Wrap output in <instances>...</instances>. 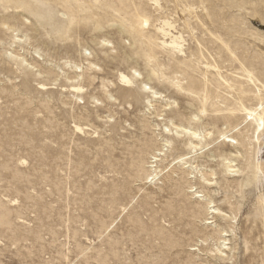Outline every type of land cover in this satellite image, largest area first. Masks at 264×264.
<instances>
[{
	"label": "rangeland",
	"instance_id": "rangeland-1",
	"mask_svg": "<svg viewBox=\"0 0 264 264\" xmlns=\"http://www.w3.org/2000/svg\"><path fill=\"white\" fill-rule=\"evenodd\" d=\"M159 2L136 0L150 17L139 36L111 14L64 37L0 2V264H264V183L248 178L256 119L206 122L181 87L201 68L184 71L157 32L171 21L203 61L220 59V35L264 79V0ZM250 90L247 107L264 112ZM259 144L264 166V132Z\"/></svg>",
	"mask_w": 264,
	"mask_h": 264
},
{
	"label": "bare ground",
	"instance_id": "bare-ground-1",
	"mask_svg": "<svg viewBox=\"0 0 264 264\" xmlns=\"http://www.w3.org/2000/svg\"><path fill=\"white\" fill-rule=\"evenodd\" d=\"M149 1L151 2V4L159 6L161 5V3L159 2L160 0ZM0 2L3 3L6 9L13 8L17 11H26L32 14V16H37L41 23L43 22L44 25H50L54 28L53 34H55L57 37L65 36V33H63V31L61 30L62 28H69L71 26L79 25L82 23L91 25L93 22L95 23V21L97 26H101L102 19L109 17L111 14L118 15L124 26L128 27L135 36H139V34L142 33L144 26H147L150 21L149 15L145 12L143 7L140 6V4L136 3V0H116V2L115 0H106L103 1V3L100 0H0ZM58 6H61V9H59ZM254 9L255 16L259 17L260 15L258 13V8H256L255 6ZM60 12L62 14V18L59 17ZM174 29L175 27L172 22L165 19L162 21V25L157 28V32L164 38L161 44L164 46V48L169 49V52L171 55H173L174 60L184 63V71H190V69L192 70L193 68H195V66L201 68L203 74L202 78L196 79L195 77L187 74V83L186 85L181 87L183 89H186V91L190 93V95H194V100H196L200 108V114L202 115V118H205V121L210 122L211 124H217L219 121H224L229 125V127L232 128L230 130L234 129L232 126L235 122L234 112L236 111H249L244 118L245 122L250 117L256 119V126L253 125V129H248V131L253 130L254 134L256 135L257 141L255 147V163L250 167L251 172L248 178L251 184L254 185L255 188H257L256 186H258V184L264 183V166L262 165V162L260 161L261 158L259 157V154L261 153L259 141L261 140L264 132V112H257L259 109L257 108L258 104L251 103V106L249 108L247 107V103H250L254 100V97L251 96L250 90L253 84L256 88L254 96H258L260 101L261 99H264L263 97H261L262 93L264 92V79H260V77L257 76L253 64L244 62L239 52H237V49L232 45L231 41L223 39L220 35H216V38L220 40L222 45L213 47L212 51H216V55L219 56L221 60H217L216 58L215 60H212L207 57L205 58L206 60L204 59L203 61L202 59L204 58V55L202 56V52L200 49L193 51L192 48L190 54L187 55L185 49H183V45L180 44L183 36L174 34ZM210 33L215 36L213 31L210 30ZM148 39V44L146 45L147 50L144 56L146 57L147 61L154 62L157 60V57L155 56V51L151 47V37L149 36ZM167 39H169V41H167ZM183 41L185 40L183 39ZM224 52L226 53L221 56L220 54ZM223 56H226V58H224ZM227 60L231 63H234L236 61L240 63L241 67L235 68L240 72L238 76H227L226 73L228 71H224V66L220 64L221 61ZM176 71L178 70L176 69ZM209 75H212L213 79H209ZM217 76L221 79L223 78L226 80V84L224 82L225 91L227 90L228 94L230 95H235V100L231 101L227 96L220 95L218 91H220L219 89L223 85V83L221 82L222 80L218 81ZM214 78L217 79V81L214 80ZM121 81L129 83L131 80L127 76L121 75ZM235 139L237 138L233 137V139L230 140V143H235ZM238 142H240V140ZM226 145L227 144L223 142L220 146L224 147ZM261 199L262 202L259 203V206L256 209L257 212H255L256 215L264 216V197L262 195ZM212 201L213 200L209 201L207 203V206H204V209L209 210L210 208H213L212 206H209L210 203H213ZM195 207L196 206L192 205L183 206L182 211L183 213L188 212L193 216H196L199 211H197ZM201 208L203 207L201 206ZM224 236H226V234Z\"/></svg>",
	"mask_w": 264,
	"mask_h": 264
}]
</instances>
